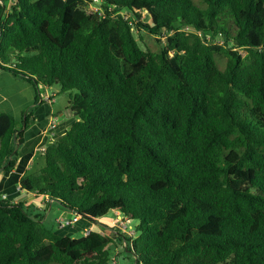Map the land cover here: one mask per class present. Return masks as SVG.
Listing matches in <instances>:
<instances>
[{
    "label": "trees",
    "instance_id": "obj_1",
    "mask_svg": "<svg viewBox=\"0 0 264 264\" xmlns=\"http://www.w3.org/2000/svg\"><path fill=\"white\" fill-rule=\"evenodd\" d=\"M84 4L0 8V70L36 90L20 121L0 111V175L59 86L76 120L20 188L107 231L61 235L0 193V264H117L112 244L132 264H264V0ZM108 213L135 235L113 238Z\"/></svg>",
    "mask_w": 264,
    "mask_h": 264
},
{
    "label": "crops",
    "instance_id": "obj_2",
    "mask_svg": "<svg viewBox=\"0 0 264 264\" xmlns=\"http://www.w3.org/2000/svg\"><path fill=\"white\" fill-rule=\"evenodd\" d=\"M6 1L7 3L9 2V0ZM10 77L13 76L9 72L0 70V111L6 112L13 117L12 112H16L17 116L14 118L20 121L24 106L28 107L34 103L36 90L25 81L20 82L22 84L19 86L17 78L13 77L14 80H11ZM11 85L15 86V88L11 87ZM54 89L55 86L42 89L41 95L44 103L37 108L35 123L25 133L26 143L20 151L18 164L11 173L0 175V193L3 196H6L9 200L17 199L14 201L15 203H23L29 208L34 206L38 210L43 205V199L37 198L33 193L19 190L20 179L26 173L32 172L37 154L40 152L43 155L41 150L61 137L76 120L74 113L68 106L64 111L60 110L58 113L54 111L56 103L53 95ZM48 97H50V101L47 100ZM53 117L56 121L54 125H51L50 120ZM87 224L89 223L86 222L84 226Z\"/></svg>",
    "mask_w": 264,
    "mask_h": 264
},
{
    "label": "rangeland",
    "instance_id": "obj_3",
    "mask_svg": "<svg viewBox=\"0 0 264 264\" xmlns=\"http://www.w3.org/2000/svg\"><path fill=\"white\" fill-rule=\"evenodd\" d=\"M82 8L87 11V12H91L92 8H90L89 4H84L82 6ZM125 14V12H123ZM142 20L143 22H147L148 18L146 16V14L142 15ZM135 35L136 38L138 40V42L140 43L141 47L144 50H151V51H157L160 48H162V46L164 45L165 41L164 39H160V41H158L146 28H135ZM11 80H14L13 77H10ZM18 80V85L20 86L23 82L20 79ZM11 87L15 88V86L11 85ZM53 91V90H51ZM54 93L53 95L55 96V107H54V111H56V113H58L60 110L64 111L67 106H68V100H69V93H61V89L59 86H55L54 89ZM58 91V92H56ZM26 109L27 106H24ZM12 114L14 115V117L17 116L16 112H12ZM61 119V117H60ZM29 136V135H28ZM44 165V159L41 155V153L39 152L36 156L35 159V164L32 167V172H37L41 169V167H43ZM11 191H13V189H11ZM27 195V194H25ZM17 199H12L11 201H16ZM31 207V206H30ZM29 213L33 216H41L44 219V223L47 227L54 229L55 231H58L61 235H65V236H70L72 238H80L82 236H84V234L82 233L83 231H86L89 227V224H87L86 226H84V224H86V222L84 220H79V222H77L74 226L70 227V228H59V220H66L67 217H69L68 215V211L64 210L62 207H60V205H58L55 202H51L49 204H44L43 201V205L41 207V209H37L34 206H32L31 208H29V206L27 207ZM105 223L109 224V226L113 227L114 230L110 231L109 234H111V236L114 238L116 237H124V238H129V235H126L122 230L118 229L116 224H115V215L113 213H108L105 216ZM137 225L136 221H130V226L132 227V230L135 231V226ZM84 226V227H83ZM83 227V228H81ZM98 228L105 232L104 230L106 228H104L103 226H98ZM107 231V230H106ZM109 232V231H108ZM112 252H113V260L117 262V264H132L131 261L126 260L123 256L120 257L119 256V252L121 251L120 248H116L113 244L110 246Z\"/></svg>",
    "mask_w": 264,
    "mask_h": 264
},
{
    "label": "built area",
    "instance_id": "obj_4",
    "mask_svg": "<svg viewBox=\"0 0 264 264\" xmlns=\"http://www.w3.org/2000/svg\"><path fill=\"white\" fill-rule=\"evenodd\" d=\"M13 0H9V2L6 4V6L4 5V0H0V8L3 7L4 13H7L9 11L10 8V4ZM85 4H89L90 8H92L91 12L93 13H103V9L101 7L102 5V0H84ZM124 14V13H123ZM128 17V16H127ZM126 17V18H127ZM129 18V17H128ZM208 38L210 39V36H208ZM48 101H50V97L47 98ZM55 118H51L50 122L51 125H54L55 123ZM45 148L41 150L42 153H44ZM19 190H21V188L19 187ZM3 198H7L6 196H3ZM79 220H81L80 216L77 214H73L69 217L66 218V220H59V228H70L72 226H74L77 222H79ZM103 222H105L104 220H102ZM130 221L126 216L122 215L121 213H116L115 214V224L117 226L118 229L122 230L126 235H129L130 237H133L135 235V231L132 230V227L130 226ZM95 228H97L99 230V232L104 233L103 231H101L98 227H96V225H92L89 224V227L86 231H83L82 233L84 234V236L88 235L92 230H94ZM105 231V230H104Z\"/></svg>",
    "mask_w": 264,
    "mask_h": 264
}]
</instances>
